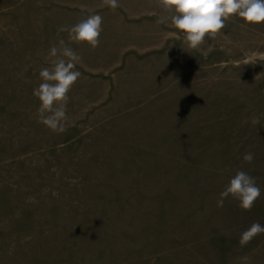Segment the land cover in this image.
<instances>
[{
    "label": "rangeland",
    "instance_id": "1",
    "mask_svg": "<svg viewBox=\"0 0 264 264\" xmlns=\"http://www.w3.org/2000/svg\"><path fill=\"white\" fill-rule=\"evenodd\" d=\"M118 2L0 0V264H264V233L239 245L264 226V23L191 49L160 0ZM91 14L95 50L58 32ZM61 39L81 76L58 134L33 90ZM241 170L260 198L218 208Z\"/></svg>",
    "mask_w": 264,
    "mask_h": 264
},
{
    "label": "clouds",
    "instance_id": "2",
    "mask_svg": "<svg viewBox=\"0 0 264 264\" xmlns=\"http://www.w3.org/2000/svg\"><path fill=\"white\" fill-rule=\"evenodd\" d=\"M104 4L112 10L120 7L118 0H104ZM160 5L164 13L171 14L170 19L175 29L183 35L184 42L191 49L200 48L205 44L206 38L214 40L223 35L222 30L226 27V21L234 17L240 18L247 25L264 23V0H160ZM168 19L169 16L162 15L156 22L162 24ZM102 22V16L91 14L70 29L60 27L58 32L68 31L70 41L87 44L95 50L100 43ZM49 56L54 58L51 61L52 66L40 70L39 77L42 82L33 90V96L40 102L37 110L38 122L59 134L67 130L68 93L81 76L76 70L81 57L63 39L59 40V46L53 45L50 48ZM248 122L247 119L243 121ZM250 122L259 125L260 118L253 116ZM253 159L254 154L251 152L243 156V160L249 164ZM260 196L261 189L255 178L241 170L229 180L220 193L216 206L222 208L225 199L230 197L239 202L241 210L251 211ZM262 233L264 226L254 222L241 233L239 245L246 246ZM242 259L247 264L248 258Z\"/></svg>",
    "mask_w": 264,
    "mask_h": 264
},
{
    "label": "crops",
    "instance_id": "3",
    "mask_svg": "<svg viewBox=\"0 0 264 264\" xmlns=\"http://www.w3.org/2000/svg\"><path fill=\"white\" fill-rule=\"evenodd\" d=\"M140 18H142V13L138 14ZM126 15H124L123 19L127 20L126 18H128L129 16L125 17Z\"/></svg>",
    "mask_w": 264,
    "mask_h": 264
}]
</instances>
